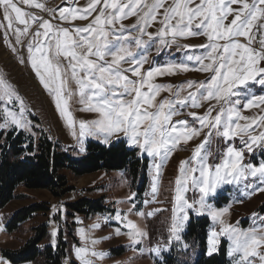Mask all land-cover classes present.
<instances>
[{
  "label": "snow or ice",
  "instance_id": "obj_1",
  "mask_svg": "<svg viewBox=\"0 0 264 264\" xmlns=\"http://www.w3.org/2000/svg\"><path fill=\"white\" fill-rule=\"evenodd\" d=\"M22 5L45 9L38 0H0V17L7 22L0 23V28L5 29V35L11 30L18 44L23 38H31L28 60L40 83L53 95L55 106L69 127H74L75 122L69 111V99L74 93L68 83L76 84L79 102L85 105L82 110L97 114L91 122H79L80 136H95L108 144L112 136L122 133L130 146L148 157L164 160L177 144L188 143L205 128L210 130L191 157L180 162L170 231L180 239L178 233L189 220V210L194 209L186 193L190 188L198 189L201 196L196 211L207 210L213 221L221 225L219 232L212 231L208 238V255L217 251L218 236L226 235L231 241L228 256L233 257V264H264V216L254 214L261 224L240 229L222 219L227 209L218 211L206 203V197L216 193L222 184L240 183L257 176L264 182V162L258 166L245 164L244 151L229 143L239 138L248 152L254 145H264V95L255 94L251 88V85L264 88V0H88L83 8L69 6L59 10V19L69 22V27L53 25L25 12ZM130 17H136L132 26L138 33L135 37L125 35L127 30L122 21ZM77 19L89 22L82 27L72 26L71 21ZM30 20L37 24L34 32L30 30ZM156 23L159 24L156 32H148V27ZM144 35L148 41L142 39ZM195 36L205 37L206 43L198 46L179 43L181 38ZM257 36L259 48L253 47ZM153 41L159 43L158 54L162 48L173 45L177 50L203 48L204 53L187 56L188 61L195 62L193 68L180 62L145 69L146 63L152 64L147 51ZM133 45L141 49L139 55L132 50ZM190 70L208 75L205 80L175 86V91L173 85L154 82L156 77ZM0 91V100L8 104L14 98L19 99L3 78ZM162 91L173 98L157 102ZM242 101L243 110L256 108L260 113L243 115ZM205 103L208 107L202 115L188 113L193 118L192 124L187 120L173 121L180 114L179 109L201 108ZM23 113L22 101L19 113L4 107L0 129L9 125L24 127ZM197 123L199 128L193 126ZM257 130L258 134H254ZM213 135L226 145L223 149L218 147L215 154L210 149ZM155 167L158 174L160 165ZM156 191L154 177L152 192ZM116 219H122L119 213ZM125 226L130 229L127 234L134 244H139V237L146 235L131 220ZM152 251L159 254L161 248ZM75 256L80 264H93L87 247L76 248ZM91 256L103 257L104 253L92 251Z\"/></svg>",
  "mask_w": 264,
  "mask_h": 264
},
{
  "label": "rangeland",
  "instance_id": "obj_2",
  "mask_svg": "<svg viewBox=\"0 0 264 264\" xmlns=\"http://www.w3.org/2000/svg\"><path fill=\"white\" fill-rule=\"evenodd\" d=\"M39 3L45 5V9H35L22 5L25 12H31L34 15L49 20L53 25L61 27H69V22L59 19V10L64 7H80L83 8L88 0H76L73 4L72 0H38ZM91 19V17L89 18ZM89 20L71 21L72 26H84ZM0 23L6 24V21L0 17ZM31 31L37 30V24L29 21ZM127 30L125 35L131 34L132 37L138 35L137 31L132 27L136 23V17L126 18L122 21ZM23 27V25H19ZM119 27V25H117ZM159 24H153L148 27L147 31L155 33ZM43 31V29H40ZM144 41H148L147 35L142 37ZM242 42H245L241 38ZM31 38H23L22 43H16L15 36L11 30L5 35V29L0 28V78H3L14 90L19 99H13L11 104L6 100H0V123H3V108L8 107L12 111L19 113L20 101L23 102L24 113L23 121L26 122L24 127L9 125L0 130H23L26 135L32 136L35 140L41 133H46L55 143H59L63 150L67 151L73 157L80 158L87 152L89 141H94L103 145H110L114 142H125L130 149L137 152L145 164L144 172L140 171L137 177H133L125 170H101L95 173L86 174L84 176H75L68 170L64 171L67 182L72 189L61 196L54 195L49 189L28 190L20 187L18 193L24 195L20 199L13 200L6 206L0 205V264H49L47 256L44 255L46 248L51 246L54 250L58 243L62 242L65 249V256L62 264L67 261L68 264H80L75 256V249L78 247H87L89 250V258L93 264H167L169 255H177V264H193L198 256L197 247L194 246V239H186L185 233L188 225L194 218L207 216L210 219L207 237L212 231L219 232L221 225L213 221L208 215L207 210L197 212L199 208L197 203L201 193L198 189H191L186 193L190 203L194 204V209L189 210V220L185 222L184 227L178 233L180 239L177 240L171 233L173 208L175 205V181L179 175V165L183 160H188L193 150L205 139V134L210 130L205 128L201 134L189 141L188 143H179L173 149L171 155L164 160L160 158L148 157L146 153H141L139 149L130 146L122 133L111 137L108 144L103 143L102 138L95 136L79 135V122H91L97 118V114L82 110L84 104L79 102L77 86L73 81H69L68 88L74 93L69 99V111L74 118V127H69L66 120L60 116L55 106V100L49 90L45 89L36 76L31 64L28 60V44ZM151 47L147 51L148 59L152 64L146 63L145 69L150 66H159L167 63L184 62L190 68L195 66L194 61H188V55H202L203 48L194 47L191 49L177 50V47H164L159 54L157 48L160 47L158 41L149 42ZM180 44H189L198 46L206 43L203 36H195L190 38H181ZM15 49V50H14ZM132 50L140 54L141 49L132 46ZM23 58V62L21 59ZM65 63H67L65 61ZM127 65H125L126 67ZM207 73L195 70L188 72H179L175 75H164L155 78V83L173 85H181L186 81L199 82L205 80ZM252 91L257 95H264V88L260 85H251ZM2 94V91H0ZM183 93L182 95H186ZM173 97L169 92L162 91L157 97V102ZM215 103V101H212ZM243 101L241 104L242 114L245 116H254L260 113L259 109L253 108L243 110ZM179 108V106H177ZM208 107L205 103L201 108L184 107L179 109L180 114L173 117V121L187 120L193 123V118L188 115L189 112H196L202 115ZM218 107V106H217ZM213 115L216 113L213 112ZM243 123V122H241ZM193 126L199 128V124ZM258 131L254 134H258ZM73 132L76 134L73 135ZM210 149L215 154L217 148L223 149L225 143L214 135L211 137ZM236 148L244 151V163H252L259 165L264 162V145H254L253 150L248 152L239 138L230 141ZM83 149V150H81ZM212 160L210 159V163ZM159 164V170L155 165ZM156 177L157 191L152 192L153 178ZM264 182L259 176L248 177L240 183L222 184L216 193L206 197V203L213 209L221 211L227 209L222 219L226 224H230L240 229H249L261 224V221L254 214L264 216V211L260 207L264 204ZM100 199L104 198V202L110 210H105L101 214H84L69 208V204L79 200L80 198ZM40 203L46 208L37 212L32 218L24 222L17 223L14 226L15 212L21 207L30 206ZM143 212L147 214L152 212L153 215L140 216L137 213ZM117 213L120 214L121 220L116 219ZM178 215H182L179 213ZM127 219L124 220L123 218ZM127 220L134 222L141 229L145 236L139 237L140 243L134 244L128 236L130 231L125 225ZM99 224L100 227H93ZM45 225L46 236L42 239L40 246L43 255L34 260L25 262H14L6 255L7 250H20L22 246L31 238L36 237V228ZM81 229L84 235H81ZM119 229V234H117ZM56 235L53 236V232ZM92 241H99L93 244ZM219 243L217 251L226 243L227 253L231 245V241L226 235L218 236ZM160 247L159 254L152 251L153 248ZM104 253L103 257H92L91 252ZM214 252V253H216ZM208 254V253H207ZM229 257V264H233V257Z\"/></svg>",
  "mask_w": 264,
  "mask_h": 264
},
{
  "label": "trees",
  "instance_id": "obj_3",
  "mask_svg": "<svg viewBox=\"0 0 264 264\" xmlns=\"http://www.w3.org/2000/svg\"><path fill=\"white\" fill-rule=\"evenodd\" d=\"M145 164L136 150L130 149L125 142L103 145L89 141L87 152L80 158L73 157L55 143L46 133L35 140L23 130H0V205L6 206L24 195L18 193L20 187L28 190L49 189L54 195L61 196L72 189L64 171L68 170L79 177L101 170H125L133 177L144 172ZM70 209L84 214H101L110 210L104 198H80L68 205ZM45 206L35 203L21 207L14 215V226L32 218ZM264 211V204L260 207ZM210 219L207 216L194 218L188 225L186 239H194L198 256L193 264H229L226 243L219 252L207 254V237ZM36 237H31L20 250H7L5 253L14 262L34 260L46 255L49 264H62L65 249L62 242L54 250L51 246L42 254L40 244L46 236V226L36 228ZM177 255H169L167 264H177Z\"/></svg>",
  "mask_w": 264,
  "mask_h": 264
},
{
  "label": "built area",
  "instance_id": "obj_4",
  "mask_svg": "<svg viewBox=\"0 0 264 264\" xmlns=\"http://www.w3.org/2000/svg\"><path fill=\"white\" fill-rule=\"evenodd\" d=\"M259 39H260V37L257 36L256 43L253 44V47L259 48Z\"/></svg>",
  "mask_w": 264,
  "mask_h": 264
}]
</instances>
